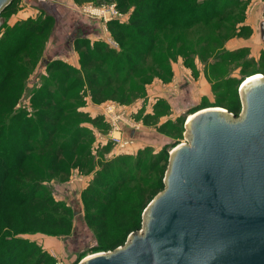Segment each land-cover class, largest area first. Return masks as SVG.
Instances as JSON below:
<instances>
[{"label": "trees", "instance_id": "obj_1", "mask_svg": "<svg viewBox=\"0 0 264 264\" xmlns=\"http://www.w3.org/2000/svg\"><path fill=\"white\" fill-rule=\"evenodd\" d=\"M17 1L1 12L5 23L0 30V264H56L26 235L68 236L72 213L54 200L44 183L55 175L69 174L72 167L88 171L94 167L79 122L85 114L77 111L82 90L75 91L74 85L85 83L95 101L128 103L154 78L167 81L171 77L172 57L182 55L192 64L199 46L215 47L221 40L211 30L221 28L219 24L227 18L206 22L237 7L234 0H96V4L114 2L124 13L133 7L127 23L108 24L120 49L75 36L73 45L80 54L81 68L58 59L49 62L47 70L53 74L33 92L34 113L30 116L15 112V105L44 49L46 33L55 27V18L44 12L40 18L10 24ZM200 23L204 26L199 27ZM196 29L201 30L199 34ZM235 56L237 52L218 51L215 55L224 62ZM69 79L70 84L63 88ZM228 81L231 79L221 76L214 80L213 88L220 97L226 98ZM237 92L225 103L235 117L243 109ZM68 93L73 94L67 98ZM100 122L101 133H107L103 117ZM67 155L71 158L66 159ZM99 164L100 170L82 195L85 222L95 232L98 249L114 251L142 229L144 209L165 189L168 151L146 147L136 156L119 154L101 159Z\"/></svg>", "mask_w": 264, "mask_h": 264}, {"label": "rangeland", "instance_id": "obj_2", "mask_svg": "<svg viewBox=\"0 0 264 264\" xmlns=\"http://www.w3.org/2000/svg\"><path fill=\"white\" fill-rule=\"evenodd\" d=\"M17 2V12L8 19L10 24L30 18H40L44 12L55 18V27L46 33L44 49L38 55L35 66L26 80L25 88L15 105V112L23 111L30 116L34 113L33 92L53 74L47 70L49 62L58 59L65 65L80 69V54L73 45L75 36H85L91 43L106 42L110 48L119 50L120 45L118 48H113L107 42L105 26L108 28V24L113 21L127 23L133 9L131 7L128 12H123L125 15L120 20H111L104 24L103 20L99 18H91L81 13L83 6L116 3L96 4V0H47L46 4L49 6L47 8L38 0H18ZM233 6L237 8L232 11L226 10L224 15L211 16L206 22H214L220 16L227 18L219 24L221 28L211 30L221 40L215 44V47L210 44L206 48L199 46L195 56L192 57V64L188 63L182 55L176 58L172 57L170 60L171 77L167 81L160 77L154 78L145 86L142 94L128 103L122 104L116 100L95 101L90 97L85 83L74 85L75 91L82 90V99L80 102H76L77 111L85 114L79 122H81L82 135H85L83 140L87 142L88 147L90 146V156L94 167L89 171L72 167L69 174L55 175L44 183L54 200L64 203L70 209L73 217L70 234L68 236L41 233L26 235L28 239L35 241L48 252L56 264L57 262L84 264V260L92 255L110 252L98 249L95 232L93 229H89L85 222L86 208L82 198L83 192L93 181L95 172L100 170V160L111 159L115 153L113 143L106 138L102 139L99 135L103 129L100 117H103L108 126L107 133L112 130V125L103 112L105 105L113 103L119 115L128 118L129 123H133V126H129L128 123L120 120L121 135L125 138L133 137L132 139L137 142L131 149L128 148L129 150L120 154L136 156L139 149L142 148L149 147L155 152L167 148L169 169L174 156V153H171L172 150L180 144H189L191 141L190 124H187L190 115L213 107L228 111L225 108V103L229 101V96H232L235 90H238L237 93L243 107V104L245 105L244 96L240 88H237L238 83L241 81L243 83L245 78L254 74H262L264 79V60L262 59L264 41L261 31V22L264 20V0H234ZM0 18L5 23L1 14ZM203 26L204 24L200 23L199 27ZM241 26L246 27L242 29ZM200 31L196 29L195 33L199 34ZM218 51L237 52V56L224 62L215 57ZM203 55H205L204 59H202ZM219 76L231 79L228 81L226 98L220 97V92L213 88V82ZM71 80L66 81L63 88L70 84ZM71 94L73 93H68L67 98ZM243 111L244 109H242L240 117L243 116ZM225 115L230 121L236 120L229 112ZM128 128L133 129L137 135L127 133ZM166 134L171 137H166ZM175 142L177 145L172 148ZM137 144L138 147L135 149ZM106 146H108L107 149H104L103 147ZM70 158L71 156H66V159ZM168 169L164 174V183ZM146 208L143 212L142 229L137 233H142L144 230L148 217L145 213ZM53 251L55 257L51 254Z\"/></svg>", "mask_w": 264, "mask_h": 264}, {"label": "water", "instance_id": "obj_3", "mask_svg": "<svg viewBox=\"0 0 264 264\" xmlns=\"http://www.w3.org/2000/svg\"><path fill=\"white\" fill-rule=\"evenodd\" d=\"M12 1L0 0V14ZM261 31L264 41V20ZM240 90L235 121L218 107L187 120L191 141L172 150L142 233L84 264H264V79Z\"/></svg>", "mask_w": 264, "mask_h": 264}, {"label": "built area", "instance_id": "obj_4", "mask_svg": "<svg viewBox=\"0 0 264 264\" xmlns=\"http://www.w3.org/2000/svg\"><path fill=\"white\" fill-rule=\"evenodd\" d=\"M42 3H46L47 0H38ZM81 13L89 16V17H96L103 20L104 24L111 21V20H120L125 14L119 10L116 4H102V5H94V4H87L83 6ZM105 31L107 33L106 40L107 42L113 47L118 48V42L111 36L109 33L108 28L105 26ZM105 33V34H106ZM103 112L107 119L110 121L112 125V130L109 133L100 134L102 139H107L109 142H112L114 145V155L116 156L122 152H126L127 150L131 149L137 142L134 141L132 138H125L121 135V122L125 121L128 123L129 126H133V123H129L128 118L119 115L117 112V108L113 103L105 105ZM129 148V149H128ZM113 153V152H112ZM112 156V157H113ZM55 257V256H54ZM57 264H63L62 262H57Z\"/></svg>", "mask_w": 264, "mask_h": 264}, {"label": "bare ground", "instance_id": "obj_5", "mask_svg": "<svg viewBox=\"0 0 264 264\" xmlns=\"http://www.w3.org/2000/svg\"><path fill=\"white\" fill-rule=\"evenodd\" d=\"M263 78V75L262 74H254V75H251L247 78L244 79V82L242 83V86H244L245 84H247L248 82H251L252 80H259ZM193 115H190V117L188 118L191 119Z\"/></svg>", "mask_w": 264, "mask_h": 264}, {"label": "crops", "instance_id": "obj_6", "mask_svg": "<svg viewBox=\"0 0 264 264\" xmlns=\"http://www.w3.org/2000/svg\"><path fill=\"white\" fill-rule=\"evenodd\" d=\"M126 131H127V133L130 132V134H135V135H137V133H135L133 129L131 130V129L128 128V130H126ZM135 135H134V136H135ZM137 147H138V144H137V146H136L135 149H137ZM51 254L55 256L54 251H53Z\"/></svg>", "mask_w": 264, "mask_h": 264}]
</instances>
